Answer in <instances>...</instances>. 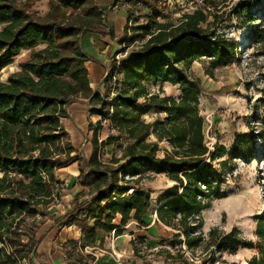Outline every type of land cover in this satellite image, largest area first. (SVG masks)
<instances>
[{
    "label": "trees",
    "instance_id": "16d2710c",
    "mask_svg": "<svg viewBox=\"0 0 264 264\" xmlns=\"http://www.w3.org/2000/svg\"><path fill=\"white\" fill-rule=\"evenodd\" d=\"M262 1L239 0L234 11L252 23L250 38L264 47V24L255 20ZM204 3L211 9L196 6L171 18L162 0H49L43 15L33 8L32 0H0V70L26 52L16 69L0 80V264H23V259L27 264H49L46 255L38 252L42 236L37 232L47 214L41 204L52 200L56 191L59 197L63 181L56 178L55 169L67 165L73 151L62 117L72 102L84 99L89 113L100 119L94 126L89 123L91 151L78 184L90 189L102 179L106 183L53 222L58 228L73 225L81 232L79 239L60 244L66 264H89L95 257L87 251L102 242L100 234L120 235L130 221L146 227L153 213L174 230L171 237L160 238L154 258L163 264L187 263L175 262L178 256L169 249H176L181 257V244L188 249L199 246L201 211L212 199L226 195L223 172L214 162L219 154L208 148L204 138L198 108L202 84L190 68L207 59L206 71L211 75L235 62L238 51V43L221 30L219 22L224 18L215 9L217 0ZM116 7L129 14L118 43L139 41L142 49L128 51L117 62L112 58L102 77L108 86L114 81L110 96L109 88L101 92L90 85L85 62L95 58L84 50L83 38L87 32L99 31L113 38L108 14ZM166 82L180 87L178 98L149 90ZM260 100L264 105V95ZM148 113L155 116L150 121L143 118ZM104 119L110 131L100 139ZM257 136L264 157V127ZM253 142L250 134H236L228 159L249 160L246 153L252 151ZM106 145L115 146L112 154L118 151L126 160L108 168L101 158ZM227 160L221 162L222 169ZM147 173L165 174L173 181L155 203L150 191L138 184ZM256 226L257 242L242 238L236 228L226 232L212 228L206 243L218 253L258 248L259 255L248 264H264V216L258 217Z\"/></svg>",
    "mask_w": 264,
    "mask_h": 264
},
{
    "label": "rangeland",
    "instance_id": "374dc122",
    "mask_svg": "<svg viewBox=\"0 0 264 264\" xmlns=\"http://www.w3.org/2000/svg\"><path fill=\"white\" fill-rule=\"evenodd\" d=\"M32 1L33 8L42 15L46 13L49 0ZM217 2L218 5L215 9L224 18V21L219 22L222 32L238 43L237 60L228 66L214 69L211 75L206 71V67L209 64L207 59H204L205 61H195L190 71L200 79L202 84L203 90L199 97L198 108L204 119V138L208 148L219 154L214 162L218 171L223 172L222 188L226 195L222 198L212 199L208 207L201 211L202 226L199 232L203 237V241L199 246L188 249L181 244L182 251L179 253L181 257L176 255V249H169L172 254L178 256L175 262L184 260V262H187L186 264H248L254 256L259 255L258 248L244 247L238 248L234 253H218L215 252L213 246L207 245L208 233L212 228H217L223 232L236 228L242 238L257 242L256 225L258 217L264 216V157L261 154L260 142L257 136V131L264 127V105L260 100L264 95V47L250 38L252 23L250 24L246 18L235 14L234 6L238 5L239 0H217ZM263 2H260L259 7H257L260 9V13L256 15V23L264 24ZM129 6L128 8H131V5ZM257 8L252 7L251 10ZM114 9H116L114 17L108 21L114 22L116 20V22L123 23V25L121 23L115 25V28L121 29L127 22L129 14L123 8L116 7ZM210 9L209 7L207 10ZM180 10H183V8L175 4L167 11L179 14L181 13ZM134 18L135 15L128 21L129 31L130 24H134ZM171 18H176V16ZM159 20H162V18H159ZM140 22L143 21L141 20ZM103 24L104 22L102 21L101 25ZM124 43L130 44L123 42L112 55L116 62L125 53V48L127 47H124ZM130 46L129 51L136 52L142 49V46L137 43ZM25 53V51H22L13 63L0 70V80H4L7 72L16 69L17 61ZM106 73L107 71L103 73L102 77ZM107 88H109L110 96H112L115 92L114 81L108 86V84L102 83L101 78L99 90L103 92ZM149 90L160 95L173 96L174 98L180 96V87L167 82L159 86H150ZM86 101L88 100L72 102L67 109L66 117H62V125L68 132L69 143L73 148V151L69 153L72 158L67 165L55 169V175L60 178V181H63V187L60 186L59 197L56 191L52 200L42 201L41 208L47 210V214L43 216L44 224L40 226L37 234L45 229V223L51 220L54 221L66 213L65 207L62 206L61 197L68 194H66V190L68 192L70 179L63 177L61 172L66 170L64 167L74 165L72 172H74L73 174H78V176L74 178L73 181L75 183L73 185L78 183L79 176L85 174V160L89 157L91 151L90 138L92 129L89 130V123L94 126L100 119L98 115L89 113V107L85 105ZM154 117L152 113L143 116L147 121L152 120ZM109 131L107 123L102 122L98 131L99 138H105ZM239 133H247L253 137V149L251 152L248 151L246 153L249 155V160L242 157L228 159L235 135ZM162 144L165 145V143ZM222 148L225 153L220 155ZM115 149L113 145H106L101 151V158L108 168H114L118 163L126 160V158L120 157L118 151L112 154ZM69 155L67 154L66 156ZM224 160H227V164L222 169L221 162ZM105 183L106 179H102L97 186H93L90 189H81L75 194L74 201H77L74 202V206H77L79 199L82 200L81 202L88 200L85 199L86 196L88 198L93 191L101 188ZM120 183H123V181H120ZM172 183L173 181L167 175L154 173L144 174L138 180V184L150 191L154 203L158 194ZM127 186L126 191L131 189L129 184ZM47 201L50 202L48 203ZM37 217L41 218V215ZM29 221L30 219H27V222ZM158 227L163 228L161 225H158ZM167 230L170 232V235L167 236L169 238L174 230L172 228ZM136 237L139 238L141 236ZM160 238L162 236H158L151 242H146L142 236L141 242L140 240L137 242V248H140L144 255L145 253H155L160 248ZM162 246L164 249L168 248L167 245ZM87 252L84 251L86 254ZM22 263L27 264L28 261L23 259Z\"/></svg>",
    "mask_w": 264,
    "mask_h": 264
},
{
    "label": "crops",
    "instance_id": "0c3cea01",
    "mask_svg": "<svg viewBox=\"0 0 264 264\" xmlns=\"http://www.w3.org/2000/svg\"><path fill=\"white\" fill-rule=\"evenodd\" d=\"M100 4L103 8H108L109 6L106 2H101ZM115 11L116 9H113L109 12L108 20L114 17ZM110 23L114 27L113 38H110L108 34H103L100 31L87 32L83 38L84 50L95 58L94 60H88L85 62L89 72L90 85L93 89H99L100 79L102 78L103 73L107 70V67L110 65L113 58L112 55L116 52L117 47L121 46L118 43V39L122 35L123 28H115V25L121 22H116V20H114V22L112 21ZM121 24L123 25V23ZM73 168L74 165H69L64 167L66 170L61 172L63 173L64 178L70 179L68 184L71 185L67 184L69 189L68 192L66 190V194H68L61 197L62 206L65 207L66 212L75 208L74 202L77 201H74L75 194L81 191V189H84L78 183L73 185L75 183L73 181L74 178L78 176L76 173L73 174ZM69 173L70 175H68ZM57 179L60 180V178ZM88 198L86 196L85 199ZM81 201V199L78 200L77 206L82 203ZM53 222L54 221L51 220L45 223V229L37 234L38 237L42 236L39 241L38 252L46 255L49 264H66L60 244L68 239H79L81 232L73 225L58 228ZM158 225H161L163 228L158 227ZM166 229H170V227L160 222L157 219L156 214L152 216L150 224L146 227H139L135 222L130 221L124 226L123 232L120 235H116L113 249L110 250L108 246L109 236H103V234H100V237H102V242L98 244V248L100 250L97 252L90 250L89 252L96 253L98 255L96 264H146L143 258H146L147 264H163L161 260H156L154 256L152 258L153 253H145L144 255L140 248H137V242L140 239L136 236H143L146 242H151L152 240L158 238V236H169L170 232H168V230L166 231ZM134 248L138 249L137 253H135ZM137 254H141L143 257H140Z\"/></svg>",
    "mask_w": 264,
    "mask_h": 264
},
{
    "label": "built area",
    "instance_id": "2783aa9c",
    "mask_svg": "<svg viewBox=\"0 0 264 264\" xmlns=\"http://www.w3.org/2000/svg\"><path fill=\"white\" fill-rule=\"evenodd\" d=\"M162 3L165 4L168 9H170V7L174 6L175 4H179L181 6V8H183L185 10L186 9H192L196 6H202V7H205L206 9H209V7H207L205 5L204 0H162ZM124 5L126 7H130L129 6L130 4L128 2H126ZM180 11L182 13V10H180ZM169 13L171 14L172 17L173 16L177 17V16H180V14H181V13L177 14V13H171V12H169ZM124 42H127V40H125ZM136 43L140 44L139 41H136ZM130 45L131 44L124 43V47H127V48H125L124 55L129 51L128 49L131 47ZM103 122L107 123V120L104 119ZM115 238H116V235L114 234V231H112L108 237V244H109L108 246H109L110 250L113 249V244H114ZM90 250L97 252L100 249L98 247H92V248H89V251ZM92 254H94L95 258L93 261L89 262V264H96V260L98 259V255L96 253H92Z\"/></svg>",
    "mask_w": 264,
    "mask_h": 264
},
{
    "label": "water",
    "instance_id": "95a60500",
    "mask_svg": "<svg viewBox=\"0 0 264 264\" xmlns=\"http://www.w3.org/2000/svg\"><path fill=\"white\" fill-rule=\"evenodd\" d=\"M106 71H107V70H106ZM34 251H35V250H33V252H32V257H33V258H34Z\"/></svg>",
    "mask_w": 264,
    "mask_h": 264
}]
</instances>
